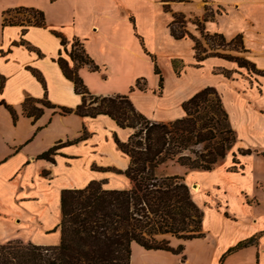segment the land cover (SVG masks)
I'll list each match as a JSON object with an SVG mask.
<instances>
[{
  "label": "crops",
  "instance_id": "crops-1",
  "mask_svg": "<svg viewBox=\"0 0 264 264\" xmlns=\"http://www.w3.org/2000/svg\"><path fill=\"white\" fill-rule=\"evenodd\" d=\"M153 1L162 16L163 42L180 47L175 43L185 39L171 35L172 19L169 21L170 11L162 7L164 0ZM190 5L192 8L186 10ZM207 5L221 9L204 22L205 31L223 33L228 40L241 34L244 51L232 53L264 70V0L172 1L170 9L185 15L194 10L196 15L202 14L203 21ZM18 8L43 11L45 24L26 20L4 23V18L17 13ZM135 14L136 10L123 0H0V102L14 107L18 115L14 120L0 104V245L22 242L58 246L64 190L84 189L92 182H100L108 190L133 187L125 175L131 158L116 140L127 141L133 128L121 127L107 114H62L53 108H45L34 120L24 114L23 103L28 97H47L58 107L77 108L82 95L65 76L58 58L67 59L73 66L69 53L74 41L80 40L100 71L115 74L118 66L101 61L99 54L139 53L133 34L137 29L135 25L131 29L129 21L135 24ZM146 45L152 50L148 42ZM176 57L186 60L187 70L177 75L170 61H164L168 75L162 89L155 74L152 86L146 82L145 90L131 87L128 91L135 108L151 121L170 122L185 116L186 100L212 86L221 95L237 141L214 169L188 170L183 175L194 183V189L199 187L194 200L203 211V237L168 239L172 248L184 247L178 255L147 251L134 243L130 264H264V76H245L249 74L245 67L220 56L207 57L201 68L191 65L194 54L175 52L160 55L158 60L161 65L162 58ZM86 67L82 66L79 74L93 94L116 93L96 89ZM225 70L231 71L229 77ZM56 145L50 158L40 157ZM240 149H250L251 153L240 154ZM234 158L239 160L236 165ZM175 175L182 176L178 172L165 176ZM251 239L252 244L238 247Z\"/></svg>",
  "mask_w": 264,
  "mask_h": 264
},
{
  "label": "trees",
  "instance_id": "trees-1",
  "mask_svg": "<svg viewBox=\"0 0 264 264\" xmlns=\"http://www.w3.org/2000/svg\"><path fill=\"white\" fill-rule=\"evenodd\" d=\"M172 1L188 0H164L165 11H171ZM16 12L31 14L34 21L28 19V23L45 24V14L41 10L18 8ZM214 15L212 13L202 22H195L201 32V37H198L187 29L186 15L173 12L170 33L176 39L189 36L194 40L197 65H201L207 57L220 56L237 62L250 74L264 76V70L258 69L240 54L232 53L244 51L241 34L228 40L223 33L205 31L204 22ZM24 21L4 18V23ZM209 40L217 41V47L210 45ZM62 43L65 44L66 40L62 39ZM76 46L82 47V52H75ZM69 55L73 66L63 57L58 58V63L65 76L74 82L76 92L82 95V103L73 109L58 107L47 97H28L23 103V112L34 120L44 113L45 108L58 109L62 114L91 117L107 114L121 127L133 128L134 132L127 141L116 139L120 149L131 158L125 175L132 181L133 187L129 190H108L102 183L92 182L84 189L64 190L61 196V243L58 246L22 242L2 244L0 264H130L134 243L147 251L181 254L184 247L172 248L167 237L184 241L202 238L203 211L196 204L184 177L158 176L156 169L166 161H176L189 170H212L226 158L236 144L237 135L221 95L216 88L205 87L183 103L184 117L170 122L150 121L135 108L128 94L96 95L89 90L79 69L88 65L92 70H99V66L80 40H75ZM152 58L162 89L165 77L156 56ZM177 62L174 59L173 67L180 75ZM224 74L229 77L231 71L225 70ZM141 80L143 85L139 84ZM136 88L145 90L146 81L139 78L132 90ZM88 99L92 101L88 103ZM0 104H4L17 120L14 107L4 102ZM202 145L203 149H200ZM58 146L40 157L50 158ZM239 153L249 154L251 150L240 149ZM237 163L239 160L234 158V164ZM253 241L248 240L238 247L248 246Z\"/></svg>",
  "mask_w": 264,
  "mask_h": 264
},
{
  "label": "rangeland",
  "instance_id": "rangeland-1",
  "mask_svg": "<svg viewBox=\"0 0 264 264\" xmlns=\"http://www.w3.org/2000/svg\"><path fill=\"white\" fill-rule=\"evenodd\" d=\"M126 4L131 5L136 10V22L135 24L132 22L134 21V17L132 14H129V18L132 20H129L131 23L130 28L134 29V25L136 26L137 31L134 29L133 34L136 38V43L138 47V54H99V57L101 61L107 60L110 61L113 65L118 66L117 72L113 74L109 70L105 69V71L99 70H92L89 67H86L84 70H88L92 76L93 85L96 89H109V91H113L116 93H127L131 89V87L135 86L137 83V80L139 78H143L149 86H152L155 84L156 75L154 72V66L152 64V56L157 57V62L159 63L158 56L164 55V54H170L175 53L177 54H194L195 56V50L194 45L195 42L191 37H185V40L180 41L181 43H175V44H181L180 47H177L178 45H175V47L166 46L163 42V23H162V16L157 12L156 4L153 0H123ZM166 4V2H162V7ZM192 8V5L185 7L186 10H189ZM196 9V8H195ZM207 12L203 18L206 16H210L212 13H216L220 11V7L217 6H206ZM171 10L175 11L173 7H171ZM163 12V11H162ZM196 11L192 10L186 13V18L188 20L187 28L194 33L196 36L201 37V32L197 30L196 21L202 22V14L201 16H198L195 14ZM79 13V12H78ZM172 11L168 12L169 21L172 19ZM167 14V13H166ZM9 17H13L14 20H28L31 19L34 21V18L31 14L28 12H18V13H12ZM219 33V32H215ZM203 40V37H202ZM75 42V41H74ZM146 42L149 43L152 50L148 49ZM188 42H190V47L186 48ZM215 43V44H213ZM217 41L209 40V44L213 45V47H217ZM134 47V44H128ZM185 46V47H182ZM75 52H82V47L76 46ZM174 59H177V68L181 69L182 75L188 67V63L185 59L176 57ZM174 59H164L161 60V70L163 72L164 77L168 75V70L165 67V64L163 62H169L170 67L172 70H174L173 67V61ZM196 59V58H195ZM192 61V64L195 68H201L202 65H197L196 60ZM96 62V61H95ZM202 64V62L200 63ZM99 65V64H98ZM120 66H124V69L120 68ZM135 66V69L133 68ZM128 67H130L128 69ZM175 72V70H174ZM218 72V71H216ZM245 76H251L254 77V74H244ZM195 78H193L194 80ZM197 80V79H196ZM140 85L144 84V81L141 80L139 82ZM112 92V93H113ZM115 93V94H116ZM91 99H88V103L91 102ZM94 105H96L94 103ZM148 119V118H147ZM150 120V119H148ZM151 121V120H150ZM200 149H203V145L199 147ZM230 153V152H229ZM188 168L184 165H181L180 163L176 161H166L165 163L161 164L159 168L156 169V173L158 175L165 176L168 173L171 172H178L182 174V177L185 173L188 172ZM185 178V177H184ZM186 182L190 186L193 198L196 200L195 196V189L193 188L194 183L190 182L185 178ZM195 192V193H194ZM168 239H173V241H176V238L167 237Z\"/></svg>",
  "mask_w": 264,
  "mask_h": 264
},
{
  "label": "bare ground",
  "instance_id": "bare-ground-1",
  "mask_svg": "<svg viewBox=\"0 0 264 264\" xmlns=\"http://www.w3.org/2000/svg\"><path fill=\"white\" fill-rule=\"evenodd\" d=\"M196 185V184H195ZM199 190V187H197L196 189H195V191H198ZM195 193V192H194ZM196 193H198V192H196Z\"/></svg>",
  "mask_w": 264,
  "mask_h": 264
}]
</instances>
